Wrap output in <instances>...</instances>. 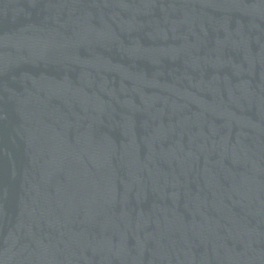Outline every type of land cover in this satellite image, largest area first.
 <instances>
[{
	"label": "water",
	"instance_id": "1",
	"mask_svg": "<svg viewBox=\"0 0 264 264\" xmlns=\"http://www.w3.org/2000/svg\"><path fill=\"white\" fill-rule=\"evenodd\" d=\"M0 264H264V0H0Z\"/></svg>",
	"mask_w": 264,
	"mask_h": 264
}]
</instances>
